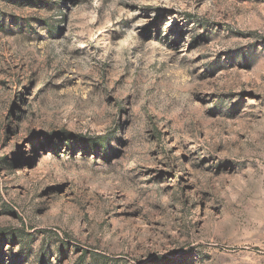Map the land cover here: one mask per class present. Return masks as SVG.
<instances>
[{
  "label": "rangeland",
  "instance_id": "374dc122",
  "mask_svg": "<svg viewBox=\"0 0 264 264\" xmlns=\"http://www.w3.org/2000/svg\"><path fill=\"white\" fill-rule=\"evenodd\" d=\"M0 264H264V0H0Z\"/></svg>",
  "mask_w": 264,
  "mask_h": 264
}]
</instances>
